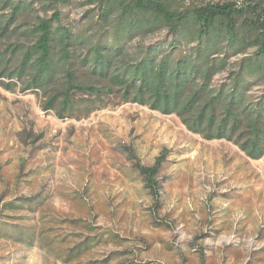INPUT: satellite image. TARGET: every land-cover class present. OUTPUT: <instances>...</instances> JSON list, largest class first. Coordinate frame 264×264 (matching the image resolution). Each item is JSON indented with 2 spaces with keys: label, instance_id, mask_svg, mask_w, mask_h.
I'll return each mask as SVG.
<instances>
[{
  "label": "rangeland",
  "instance_id": "374dc122",
  "mask_svg": "<svg viewBox=\"0 0 264 264\" xmlns=\"http://www.w3.org/2000/svg\"><path fill=\"white\" fill-rule=\"evenodd\" d=\"M89 1L58 8L63 23L87 24L97 11ZM46 3L37 1L35 17L53 15ZM158 159L147 188L138 165ZM0 264H264V158L146 106L60 120L35 94L0 88Z\"/></svg>",
  "mask_w": 264,
  "mask_h": 264
},
{
  "label": "trees",
  "instance_id": "16d2710c",
  "mask_svg": "<svg viewBox=\"0 0 264 264\" xmlns=\"http://www.w3.org/2000/svg\"><path fill=\"white\" fill-rule=\"evenodd\" d=\"M37 1L0 0V88L35 94L43 111L60 120L146 106L177 116L205 140L264 158V92L251 95L264 85L261 3L179 8L172 0H90L97 11L77 27L65 25L58 9L71 0H46L51 17L33 15ZM161 162L138 165L147 188H154Z\"/></svg>",
  "mask_w": 264,
  "mask_h": 264
}]
</instances>
